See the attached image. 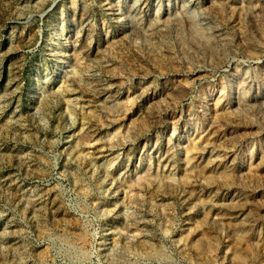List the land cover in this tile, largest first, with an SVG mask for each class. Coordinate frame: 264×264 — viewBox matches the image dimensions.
Masks as SVG:
<instances>
[{"label": "rangeland", "instance_id": "rangeland-1", "mask_svg": "<svg viewBox=\"0 0 264 264\" xmlns=\"http://www.w3.org/2000/svg\"><path fill=\"white\" fill-rule=\"evenodd\" d=\"M0 264H264V0H0Z\"/></svg>", "mask_w": 264, "mask_h": 264}]
</instances>
